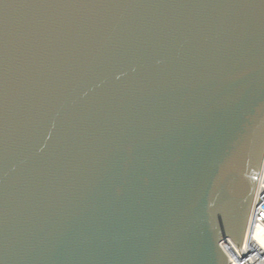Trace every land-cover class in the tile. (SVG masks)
<instances>
[{
	"label": "water",
	"instance_id": "obj_1",
	"mask_svg": "<svg viewBox=\"0 0 264 264\" xmlns=\"http://www.w3.org/2000/svg\"><path fill=\"white\" fill-rule=\"evenodd\" d=\"M264 164V0H0V264H230Z\"/></svg>",
	"mask_w": 264,
	"mask_h": 264
},
{
	"label": "built area",
	"instance_id": "obj_2",
	"mask_svg": "<svg viewBox=\"0 0 264 264\" xmlns=\"http://www.w3.org/2000/svg\"><path fill=\"white\" fill-rule=\"evenodd\" d=\"M221 247L230 264H264V164L241 249H238L230 239L222 242Z\"/></svg>",
	"mask_w": 264,
	"mask_h": 264
}]
</instances>
